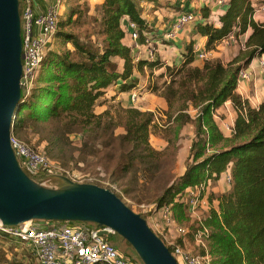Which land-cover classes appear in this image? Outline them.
I'll return each instance as SVG.
<instances>
[{"label": "trees", "instance_id": "obj_1", "mask_svg": "<svg viewBox=\"0 0 264 264\" xmlns=\"http://www.w3.org/2000/svg\"><path fill=\"white\" fill-rule=\"evenodd\" d=\"M140 3L160 5L159 0H103L95 33L101 38L100 42H82L75 34L64 31L69 23L67 19L58 22L53 45L60 47L70 43L73 50L58 51L52 44L49 46L38 69L35 86L28 93L21 91L12 132L33 131L40 124L54 121L63 124L59 131L62 135L81 131L83 146L88 147L94 146L100 134L106 135L120 127L124 131L120 135L121 143L129 148L121 157V170L128 172L135 162H144L147 158L154 115L137 108H121L117 116H113L107 109L96 113L95 106L109 87H114L117 94L134 90V70L143 72L144 66L150 71L164 68L159 78L169 75L171 79L165 99L167 102H171V97L181 100L169 118L177 128L192 123L194 133L190 162L157 199V207L173 203L178 193L212 174L218 176L229 170L231 186L216 197L217 210L210 211L204 220V226L212 230L209 234L211 264H264V101L257 109L247 106L246 119L237 115L235 135L230 139L223 136L213 117L227 101L236 110L241 107V97L236 93L238 73L253 59L264 55V23L250 19L253 7L264 5V0H226L222 13L214 20H210L208 5L198 9L200 17L194 22V29L198 37L206 38L207 48H212L234 28L240 34L250 30L248 50L243 55L244 66L227 67L219 60L204 61L201 67L193 66L192 42L186 43L178 66L169 67L159 60L141 59L135 63L131 49L122 43L121 19L126 17L134 22L141 39L151 32L149 22L142 17ZM175 78H179L181 92L173 89ZM189 106L195 111L194 117L186 111ZM207 149L215 150L207 153ZM177 207L184 210L181 205L173 208ZM0 238L6 236L0 235Z\"/></svg>", "mask_w": 264, "mask_h": 264}, {"label": "rangeland", "instance_id": "obj_2", "mask_svg": "<svg viewBox=\"0 0 264 264\" xmlns=\"http://www.w3.org/2000/svg\"><path fill=\"white\" fill-rule=\"evenodd\" d=\"M102 1L61 0L58 22L67 19L69 23L65 26L64 31L75 34L82 42H100L101 38L97 37L95 33L98 31L97 22L100 18ZM159 3L160 5L157 7L147 3L139 4L142 7V17L149 22L152 29L148 33L151 38L157 37L159 28L167 26V23L180 12L192 10L196 20H198L200 6L208 5L213 10L215 0H159ZM70 10H74L75 13H70ZM214 15L216 16L217 13ZM262 18L264 19V15ZM194 25L195 23H192L185 29L188 35L192 34ZM178 41L180 42V40ZM54 43L52 46H55L58 51L73 50L70 43L60 47H56L57 45H53ZM234 48L235 51L230 53L226 60L219 59L225 67L229 65L244 66L245 64L243 55L248 50L247 47L245 50H241L238 46H234ZM214 50L219 52L217 54H221L222 49ZM174 55L176 52L169 46L161 52L165 61L178 66L180 63L178 64V59ZM253 60H255L253 63L259 62L257 58ZM114 61L117 64L120 63L118 59ZM158 70L149 71L147 69L144 74H136L139 82L137 93L141 100L139 103L133 104L135 106L133 108L142 110L147 105L153 106L151 111L154 115V121L149 131L150 150L146 153L147 158L144 159V162H135V166L128 172L121 170V157L127 154L129 148L127 144L121 143L120 135L124 131L120 127L106 135L100 134L98 140L94 142V146L90 144L88 147L83 146L81 131L76 130L71 134L62 135L59 131H61L63 124L54 121L40 124L33 131L24 130L15 135L21 142L37 149L44 155L46 154L52 163L50 169L52 174L64 175L74 182H93L107 188L137 214H144L153 210L157 206V199L184 172L187 163L190 162L191 142L189 135L194 133L192 123L189 122L181 128H177L176 124L169 118L180 106L181 100H178V97H171V102H167L165 96L167 97L169 92L166 87L171 79L169 75L159 78ZM175 81L173 89L181 92L182 88L179 89L178 84L179 78H175ZM129 99V93L119 96L111 87L106 90L104 97L97 102L95 112L100 113L107 109L113 116H117L119 109L124 108V104ZM186 111L190 117H194L195 111L191 106ZM219 117L224 119V114L219 115ZM224 132L230 139L228 132ZM46 176L47 174L44 173V177ZM47 184L57 185L53 182H47ZM173 212L177 224L186 231L187 248L193 253L200 252L196 248L194 234L202 230L206 216H200L199 221H197L188 217L180 207L174 209ZM181 214L182 218L179 219ZM207 228L210 233L211 228ZM116 240L118 241V245H116L118 250L127 258L138 263L132 248L125 241H121L119 237ZM203 241L212 262L211 242L207 238H204ZM111 242L113 245L116 244L112 240ZM18 245L19 242L10 237L0 238V264H36L32 255L27 251L19 250L16 247Z\"/></svg>", "mask_w": 264, "mask_h": 264}, {"label": "built area", "instance_id": "obj_3", "mask_svg": "<svg viewBox=\"0 0 264 264\" xmlns=\"http://www.w3.org/2000/svg\"><path fill=\"white\" fill-rule=\"evenodd\" d=\"M39 0H19V13L22 40V83L21 88L27 93L35 86L38 69L43 61L46 51L52 44L57 31L58 16L61 0H44V9L37 5ZM226 0H215L217 7H223ZM250 19L256 23L257 18L264 14V5L254 6ZM196 21L192 12H180L173 19L170 27L163 34L165 42L174 40L178 34L188 25ZM124 38L122 43L129 47L136 63L143 58L146 61L158 60V44L148 34L140 38L137 25L128 18L121 19ZM248 31L243 34L234 28L222 40L215 43L212 48L206 44L194 43L192 53L194 58L200 61L216 59V50L238 46L245 50L247 45ZM144 49L142 57L139 52ZM259 68L263 71L264 84V58H259ZM148 68L143 67L146 72ZM253 75L251 62L245 68L240 69L236 89L249 84ZM241 107L234 111L246 119V107L250 106L249 99L241 98ZM255 107L260 103L254 96ZM130 101L137 104L139 95L137 90L130 93ZM245 101L247 104L245 105ZM216 117V113L213 115ZM235 122V121H234ZM234 122L225 123L222 127L228 132L229 137L235 135ZM10 144L15 157L23 171L33 180L37 181L44 177V173L50 172L52 163L46 155L37 149L21 142L15 134L10 135ZM211 150L207 149V153ZM221 180L225 186H231L229 170L220 175L212 174L204 181L195 186L188 187L178 193L173 203L162 207H155L144 214V219L149 229L163 242L177 264H210L207 247L204 238L209 239V230L202 225V230L194 234L195 245L200 252L193 253L186 245V231L179 226L175 219L174 205H181L190 218L199 221L200 216H208L210 211L217 210L218 199L212 195V182ZM73 181V180H72ZM81 183V182H77ZM87 183V182H85ZM93 183V182H91ZM143 218V217H142ZM103 231L107 235L101 236ZM0 235H5L19 242V250L29 252L36 264H139L127 258L110 241L116 233L108 228L97 229L95 225L79 222H45L29 221L17 227H4L0 225Z\"/></svg>", "mask_w": 264, "mask_h": 264}, {"label": "water", "instance_id": "obj_4", "mask_svg": "<svg viewBox=\"0 0 264 264\" xmlns=\"http://www.w3.org/2000/svg\"><path fill=\"white\" fill-rule=\"evenodd\" d=\"M21 83L19 0H0V225L17 227L29 221L93 224L114 231V238L132 248L139 264H177L145 219L109 189L51 172L35 181L23 171L10 144ZM100 235L109 237L103 231Z\"/></svg>", "mask_w": 264, "mask_h": 264}, {"label": "crops", "instance_id": "obj_5", "mask_svg": "<svg viewBox=\"0 0 264 264\" xmlns=\"http://www.w3.org/2000/svg\"><path fill=\"white\" fill-rule=\"evenodd\" d=\"M44 0H39L38 2H37V5L39 6V7H41V8H43L44 9ZM213 10H211V17H210V19L211 20H214L215 18H216V16L217 15H219V14H221L222 13V9H223V7H217V5H214V7L212 8ZM217 13V15L215 16L214 14H216ZM264 15V14H263ZM263 15L262 16H259L258 18H257V22H259V23H264V19L262 18L263 17ZM175 17H173L172 19H171V21L170 22H168L167 23V26H165V27H162V28H159V32L157 33L158 35H157V37H155V38H153L152 37V39H153V41H155V42H157V44H158V60L159 61H161V62H163L164 64H166L167 66H169V67H172V66H174L173 64H169L168 63V61L166 60H164L163 59V57L161 56V52H162V50H164L167 46H169V47H171L175 52H176V55H174V56H176L177 57V59H178V64L179 63H181L182 62V56H181V52H183L184 51V48H185V45H186V43H188V42H192V44L194 45V43H197V42H199L200 44H206V38H202V37H198L197 35H196V31H195V29L193 28V30L191 31L192 32V34L191 35H188L187 34V31L184 29L183 31H181L179 34H178V36L174 39V40H172V41H169V42H165L164 41V39H163V34H164V32L165 31H167L168 30V28L170 27V25H171V23H172V21H173V19H174ZM123 28V25H122V23H121V29ZM250 34V30L248 31V35ZM191 37V38H190ZM187 39V40H186ZM178 40H180V42L178 41ZM188 41V42H187ZM192 45V46H193ZM218 47H216V49H217ZM220 49V48H219ZM235 51V48L234 47H231V48H227V49H222L221 50V54L219 55V54H217V53H219V52H215L214 53V57L216 58V59H224V60H226V58H228V56H230V53H232V52H234ZM138 54V52H134L133 51V53H132V56H133V58H134V56H136ZM139 54H140V56L142 57V55L144 54V49L142 48L141 50H140V52H139ZM174 54V53H173ZM178 54V55H177ZM217 56V57H216ZM219 56V57H218ZM262 57V56H261ZM260 58V57H259ZM259 58H257V60L259 59ZM263 58H264V55H263ZM142 60H143V58H142ZM213 60H215V59H213ZM255 60H252V62H251V67L253 68V75H252V77H251V81H250V83L248 84H244L243 86H242V88H240V89H236V93L241 97V98H244V99H249L250 101H249V104H250V106H251V108H254L255 106V100H254V96H256L257 97V101L259 102V103H262L263 101H264V84H263V71L259 68V62H257V63H253ZM203 62L204 61H200V60H197V59H195V61L193 62V66H197V67H201L202 66V64H203ZM150 71V70H149ZM158 72L159 73H163L164 72V68H160L159 70H158ZM139 73H143L144 74V71L143 72H138L137 70H134L133 71V76L135 77V80H136V88L134 89V90H137V92L139 91L138 89H137V87L139 86L138 85V78H137V76H136V74H139ZM109 88H111V87H109ZM108 88V89H109ZM113 88V90H114V87H112ZM107 89V90H108ZM114 92H115V90H114ZM132 91H130V92H128L129 93V95H130V93H131ZM115 94L116 95H119V96H124L125 95V93H123V94H117L116 92H115ZM104 97V96H103ZM102 99V98H101ZM140 98H139V101H138V103L140 102ZM125 106H124V108H133V107H135L134 105H133V103H131V101H130V99L127 101V103H125L124 104ZM96 107V106H95ZM152 107L153 106H146L144 109H142L141 111H147V112H152L151 110H152ZM101 113V112H100ZM216 117L214 118V121L216 122V124H217V126H218V128H219V130L221 131V133L223 134V136L225 137V138H228L227 137V135L225 134V129L222 127V125H224L225 123H228V124H230L231 123V121L232 122H234L235 121V119H236V117H237V115H236V112L234 111V109H233V106H232V104H231V102L230 101H227L221 108H219L216 112ZM221 114H224V119H222L223 117H219V115H221ZM224 130V131H223ZM192 139H193V135H189V141L191 142L192 141ZM211 152H213V149H211ZM212 195L214 196V197H217L218 195H220V194H223V193H225L227 190H228V187L227 186H225L224 185V183L221 181V180H215V181H213L212 182ZM184 213L186 214V211L184 210Z\"/></svg>", "mask_w": 264, "mask_h": 264}, {"label": "flooded vegetation", "instance_id": "obj_6", "mask_svg": "<svg viewBox=\"0 0 264 264\" xmlns=\"http://www.w3.org/2000/svg\"><path fill=\"white\" fill-rule=\"evenodd\" d=\"M112 238H113V239H112ZM111 240H112L113 242H115V243L118 242V241L116 240V238H114V237H111V238H110V241H111Z\"/></svg>", "mask_w": 264, "mask_h": 264}]
</instances>
